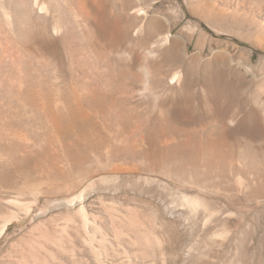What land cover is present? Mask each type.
<instances>
[{
	"label": "rangeland",
	"instance_id": "obj_1",
	"mask_svg": "<svg viewBox=\"0 0 264 264\" xmlns=\"http://www.w3.org/2000/svg\"><path fill=\"white\" fill-rule=\"evenodd\" d=\"M15 211L0 264H264V0H0Z\"/></svg>",
	"mask_w": 264,
	"mask_h": 264
},
{
	"label": "bare ground",
	"instance_id": "obj_2",
	"mask_svg": "<svg viewBox=\"0 0 264 264\" xmlns=\"http://www.w3.org/2000/svg\"><path fill=\"white\" fill-rule=\"evenodd\" d=\"M222 14V13H221ZM177 79H179V75L178 74H176L175 76H174V78H173V80H177ZM125 169V168H124ZM134 171V170H133ZM135 174V173H134ZM237 180V179H236ZM213 187V186H212ZM6 204H9V205H18L15 201H12V200H10V201H6ZM18 207V206H17ZM22 207V208H21ZM19 210L18 211H23V209H26V210H28L29 208H28V206H19ZM12 212L9 216H7V217H5V218H3L4 220L0 223V235L5 231V229H6V227L8 226V224L13 220V219H18V216H19V212ZM24 213V212H23ZM134 213V212H133ZM20 217V216H19ZM85 225V224H84ZM32 246L31 247H29V257L31 258V252H32ZM26 257V256H25ZM25 257H23V259H25V260H27ZM39 263H41V262H39ZM27 264H29V263H27Z\"/></svg>",
	"mask_w": 264,
	"mask_h": 264
}]
</instances>
